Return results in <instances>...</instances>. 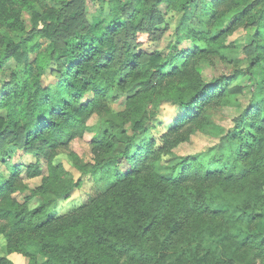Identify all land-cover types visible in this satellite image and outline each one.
<instances>
[{"label":"trees","instance_id":"1","mask_svg":"<svg viewBox=\"0 0 264 264\" xmlns=\"http://www.w3.org/2000/svg\"><path fill=\"white\" fill-rule=\"evenodd\" d=\"M43 1L0 0V158L9 167L5 159L13 153L8 146L5 150L1 146L5 141L20 158L18 164L9 167L8 178L0 172V235L5 239L6 253L27 255V246L32 242L40 248L41 264H172L168 250L171 238L179 231L183 233L191 216L201 218L202 223H214L213 230H218L216 246L229 241V226L224 220L232 213L229 204L234 203L216 202L211 191L202 187L214 183L221 192L237 198L250 196L245 190L264 178V100L252 102L226 135L236 146L233 149L240 159L241 173L218 159L189 156L181 162L180 172L166 175L159 169L158 154L170 145L168 136L193 127L202 110L215 96H222L228 86L227 77L200 82L194 63L216 52L213 49L218 44L216 36L208 31L187 28L191 13L198 10L200 21L206 18L204 27L210 19L220 22L216 17L218 8L240 7V19L255 28L257 47L263 50L264 0H153L151 6L146 5L149 0H128L127 6L122 5L127 18L112 19L104 27L94 25L89 32H78L73 37L65 34L69 24L64 11L71 0H50L51 6ZM162 4L177 8L181 13L179 25L188 34L176 37L167 56L151 55L144 69L137 53L130 49V26L142 18L147 25L143 30L155 29L154 21L161 19L157 6ZM24 12L30 15L28 27ZM36 37H43L48 44L30 61L29 53L39 50L33 45ZM116 38L122 40L120 47ZM185 41L188 44L180 46ZM259 59L256 56L254 60L264 75V64ZM9 64L10 69L5 70ZM50 69L56 75L51 80ZM2 74L6 79L1 78ZM134 84L140 88L127 98L131 123L125 128L122 115L111 114L103 102L112 89L125 90ZM148 87L151 92L144 96ZM152 93L160 97L158 104L170 101L184 114L162 124L154 118V112L143 108V97H151ZM93 114L107 126L96 130L94 162L89 169L82 165L81 171L95 178L102 191L89 204L57 215L58 202L74 195L80 179L74 181L61 166L51 164L35 189H26L17 177L23 169L26 177H37V164L25 156L34 158L35 150L47 155V148L57 149L72 139L79 125ZM152 127L165 128L158 131L159 142L148 138ZM118 150L117 155L130 167L123 172L103 169L106 162H117L113 154ZM245 201L249 204L250 198ZM234 206V211L240 212L233 220L239 233L235 238L241 234L240 244L263 245L264 212H246ZM165 210L168 214L162 217ZM160 226L166 235L158 240L154 233ZM182 257L183 264H204L217 256L209 246L204 252L196 246L186 247ZM35 262V257L29 259L30 264ZM0 264L14 263L3 255Z\"/></svg>","mask_w":264,"mask_h":264},{"label":"rangeland","instance_id":"2","mask_svg":"<svg viewBox=\"0 0 264 264\" xmlns=\"http://www.w3.org/2000/svg\"><path fill=\"white\" fill-rule=\"evenodd\" d=\"M127 1L71 0L64 11L67 15L66 21L69 24V31L65 34L73 37L78 32L81 34L89 32V29L94 25L101 24V27H104L112 19L127 18V13H123L122 10V5L124 7L127 6ZM248 1L255 2V0ZM43 2L45 6L52 5L50 0H44ZM152 2L153 0H149L146 5L151 6ZM53 6L59 7V5ZM253 6L259 7L258 4H253ZM157 10L161 19L154 21L153 28L155 29L143 30V28H147V25H145L144 19L138 18L134 25L130 26L132 31H129L128 34V40L131 42L130 49L137 53L139 62L143 64L144 69L148 66V59L151 55L160 53L162 57L167 56L176 37L188 34L187 30H183V26L179 25L181 13H179L177 8L173 6L166 7L162 4L157 6ZM239 10L240 7L235 9V6L231 5L222 6L217 9L218 14L216 16L220 19V22H212L210 19L204 27L202 22L206 18L204 17L200 21L199 16H196L198 10L190 15L189 22L186 24L187 28L195 31H208L210 35L216 36V42L219 47L213 49L216 52L196 59L194 69H196L200 82L209 83L211 80L227 77L228 86L222 96H215L202 110L199 120L193 127H185L175 135L168 136L167 141L170 145L167 144L166 149L158 154L159 169L163 174L176 175L180 172L181 162L189 156H199L210 161L218 159L221 164L234 166L237 173L242 172V165L235 151L236 146L227 139L226 135L252 102L259 104L261 100H264V75H261L259 63L254 60L258 56L261 58L259 61L264 64V49L257 47V42L254 38L255 28L250 26L245 20L240 19ZM23 20L27 27L30 26V15L27 12L23 13ZM115 41L120 47L122 40L116 38ZM47 44L48 41L43 37L33 39V45H37L39 50L29 53V60L32 61L35 54L45 50ZM187 44L188 41H185L180 46ZM10 66L11 64L4 69H10ZM49 73L51 74L49 75V80L56 77L55 73H52V69H50ZM1 78L6 79V75L2 74ZM137 85L134 84L125 90L112 89L105 102H103L110 113L122 115L126 122L125 128H128L129 121L131 123V114L126 107L127 98L137 93L140 88ZM150 92L151 90L148 87L143 91L144 96ZM157 96V94L152 93L151 97H143V108L149 112H154V118L163 122L162 124L166 125L180 114H184L185 111L180 112L176 105L170 101L158 104L160 97ZM127 118L128 120H126ZM112 120L115 121L114 119ZM100 122L99 115L93 114L84 120L83 125H79L76 135L68 142L61 144L57 149L47 148L46 153L48 156L36 150L37 155L34 158L25 156L26 159L35 162L40 170V174L34 178L26 177L24 169L18 175L17 180L21 181L26 186V189H35L42 183L43 178L48 174L50 164L61 166L71 175L74 181L77 179L81 180L80 187L74 195L58 202L57 215L70 212L82 204H89L102 191V185L96 183L95 178L90 174H82L81 171L82 165L89 169V164L94 162L92 149L97 133L96 130L107 126L105 122ZM107 122L109 125V121ZM115 122L117 123V121ZM164 130V127L159 130H154L152 127L148 138H155L156 142H159L158 131L162 132ZM1 146H3L4 150L7 149L5 146H8V150L13 153L10 158L5 159L9 163V167L18 164L20 158L14 152V149H11L10 143L5 141L2 142ZM118 152L119 150L113 154L116 155L117 162L108 161L103 166V169L115 168L119 172H123L130 167V163L125 162L122 156L117 155ZM107 157L108 155L102 158L106 160ZM9 167L0 158V172L6 178L10 175ZM258 181L250 184V189H244L250 196L239 195L237 198L231 193L221 192L214 183L203 185L202 189L211 191L210 196L216 202L222 200L233 202L237 208L244 209L246 212H264V178H260ZM27 194L28 191L25 195ZM234 198L237 200H234ZM246 198H250L249 204L246 203ZM229 205L232 213L224 220L229 226L226 227L229 241L216 246L215 240L218 237V230H213L214 223L211 220L202 223L200 221L201 218L194 219L191 216L187 218L189 223L184 225L183 233L179 231L171 238L172 246L168 250L171 253L169 259L173 262L172 264H183L185 257H182V255L185 248L196 246H199L200 252H204L209 246L210 250L217 256L215 261L209 260L204 264H264V244H258V246L253 243L242 245L238 241L241 238V234L235 238L239 233L237 223L233 220L239 216L240 212L234 211V205ZM167 214L168 211L165 210L162 217L167 216ZM180 233L182 234L180 235ZM154 234V237L160 240L166 235L165 228L160 226ZM39 249L38 245L31 242L27 246V255L18 252L7 254L5 239L0 235V256L6 255L14 264H30L29 259L31 257L36 258V264H41L43 257L39 254ZM173 250L175 253H173ZM218 255L221 257L218 258Z\"/></svg>","mask_w":264,"mask_h":264}]
</instances>
